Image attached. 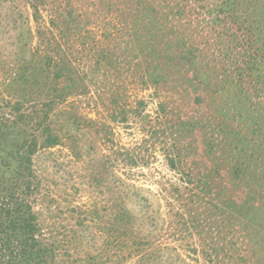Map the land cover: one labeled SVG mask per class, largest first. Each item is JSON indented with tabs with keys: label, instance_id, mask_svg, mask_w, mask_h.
<instances>
[{
	"label": "rangeland",
	"instance_id": "1",
	"mask_svg": "<svg viewBox=\"0 0 264 264\" xmlns=\"http://www.w3.org/2000/svg\"><path fill=\"white\" fill-rule=\"evenodd\" d=\"M30 2L0 0V99L13 90L19 62L46 52L65 58L84 82L58 113L73 123L62 127V141L33 158L35 209L54 264H144L130 251L132 238L112 227L122 196L138 215L129 233L146 235L147 249H157L158 261L147 264H264V179L233 178L228 88L200 91L204 100L194 103L195 93L179 85L155 92L136 81L133 18L127 14L124 25L119 17L129 0H34L37 11ZM65 13L76 19L69 29ZM219 30L205 22L193 30L204 57L216 60L207 67L212 77L228 68L226 46L213 43ZM176 152L172 169L165 154ZM232 199L246 201L241 213Z\"/></svg>",
	"mask_w": 264,
	"mask_h": 264
},
{
	"label": "trees",
	"instance_id": "2",
	"mask_svg": "<svg viewBox=\"0 0 264 264\" xmlns=\"http://www.w3.org/2000/svg\"><path fill=\"white\" fill-rule=\"evenodd\" d=\"M33 1L30 5L37 11ZM129 1L123 5L130 7L128 10L119 8V17L124 25L127 14L133 18L136 81L155 92L168 84L179 85L195 93L194 103L204 100L200 91L221 94L222 88H228V156L233 161V178L251 174L264 179V0H210L200 5L196 2L206 0ZM67 14L65 29L76 22ZM201 22L211 29L219 26L217 34H212L213 43L226 46L222 57L228 56V68L215 77L209 76L207 67L216 60L204 57L194 37ZM99 56L107 59L105 51ZM14 76L10 95L0 99V264H54L52 246L35 209L40 183L33 158L40 148L62 141V127L73 123L68 120L64 124L58 113L71 89L78 82L84 86V82L65 58L48 52L21 60ZM213 83L217 87L213 88ZM118 105L114 113L125 119L127 110ZM159 106L165 113L166 103L161 98ZM165 158L168 167L178 169L179 152L166 153ZM245 202L232 199L230 208L241 213ZM120 203L113 229L132 238L130 251L142 263L158 261L157 249L148 250L144 243L146 235H131L137 212L125 206L123 196ZM122 235L118 238L124 243ZM236 258L245 259L238 250Z\"/></svg>",
	"mask_w": 264,
	"mask_h": 264
}]
</instances>
